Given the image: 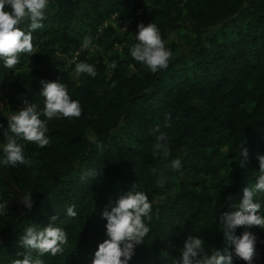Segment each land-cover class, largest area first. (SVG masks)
<instances>
[{
	"label": "trees",
	"instance_id": "obj_1",
	"mask_svg": "<svg viewBox=\"0 0 264 264\" xmlns=\"http://www.w3.org/2000/svg\"><path fill=\"white\" fill-rule=\"evenodd\" d=\"M49 8L48 23L33 32L35 68H23L24 54L14 70L0 62V92L13 83L12 100L20 105L0 114V126H7L10 111L22 108L24 99L42 108L40 82L56 81L60 72L61 83L83 111L79 118L50 120L47 146L20 141L26 163L0 165V201H8L7 214L0 217V264L22 259L17 253L24 252L19 244L24 229L43 228L53 215L68 242L63 253L44 254V264H91L96 241L105 235L101 213L135 189L148 195L153 211L147 221L150 232L129 264H171L179 218H188L194 225L188 235L202 238L206 249L230 251L218 217L239 202L244 187L255 183L257 156L264 155V0H50ZM112 15L120 22L121 17L128 20L131 39L110 25L95 38ZM138 23L160 29L172 52L166 69L152 73L131 58ZM86 35L100 48L92 59L97 72L106 78L104 62L116 65L102 93L72 82L59 59L71 57ZM116 44L124 50V61L114 50ZM156 125L166 134L173 155H185L180 169L158 161L152 133ZM241 147L247 149L246 158ZM212 161L226 165L218 175L217 198L187 191L185 167L202 162L214 175ZM90 168L100 171L82 179ZM153 168L166 178L163 188L156 187ZM152 176L155 180L148 184ZM175 187L179 193L170 196ZM25 192H32L31 209L20 201ZM258 198L264 199V193ZM71 205L75 218L66 215ZM250 231L257 243L264 235L258 226ZM233 264L246 262L234 257Z\"/></svg>",
	"mask_w": 264,
	"mask_h": 264
},
{
	"label": "clouds",
	"instance_id": "obj_2",
	"mask_svg": "<svg viewBox=\"0 0 264 264\" xmlns=\"http://www.w3.org/2000/svg\"><path fill=\"white\" fill-rule=\"evenodd\" d=\"M49 5L50 0H0V62L4 68L14 70L20 63L21 54L28 57L36 52L33 32L44 27ZM135 41L129 48V54L134 61L152 73L166 69L172 52L166 47L156 24L138 23ZM94 47V38L90 35L79 41L81 50ZM115 66V62L107 65L109 69ZM82 74L95 78V65L84 61L76 62L72 70L73 80H78ZM40 83L39 96L43 98V107L39 108L37 103L24 99L22 108L10 111L7 126H0V135L6 140L0 143V151L3 153L0 165L15 167L17 164L26 163L25 144L20 141L32 142L41 148L49 145L48 123L53 118H79L82 115L80 101L70 97L66 84L45 80ZM152 133L156 139V152L167 160L170 148L166 134L159 125L153 127ZM247 154V149L241 147L240 155L246 158ZM257 159L259 174L255 183L244 187L239 202L231 205V211H225L218 217L220 230L231 250L222 253L213 248L206 249L202 238L188 236L179 257L172 259L171 264H233L234 257L242 259L246 264H253L257 255V238L250 228L258 226L264 229V212L261 211L264 204L258 198V194L264 193V155H258ZM168 167L172 170L180 169L181 158H172ZM99 171L100 169L90 168L81 178L88 180L95 177ZM152 172L157 176L156 187L163 188L166 178L156 168H153ZM31 193L25 192L20 199L27 209L33 206ZM7 206L8 201H0V217L7 214ZM152 211V202L144 191L129 190L120 196L110 210L101 213L102 218L106 220V238L98 244L91 264H129L136 246L141 244L150 232L147 221L151 220ZM66 215L72 218L77 216L75 205L67 207ZM56 220L57 216L53 215L43 228L29 225L24 229V234L19 239L24 252L17 253V256L22 255L23 258L15 259L13 264H44L41 259L44 254L55 256L64 252L68 236L64 228L55 223ZM179 224L182 225L183 221ZM237 227L243 228L239 234L235 231Z\"/></svg>",
	"mask_w": 264,
	"mask_h": 264
},
{
	"label": "rangeland",
	"instance_id": "obj_3",
	"mask_svg": "<svg viewBox=\"0 0 264 264\" xmlns=\"http://www.w3.org/2000/svg\"><path fill=\"white\" fill-rule=\"evenodd\" d=\"M52 14L51 9H48L46 19L44 20V25L48 23V19L50 18ZM118 15V14H117ZM119 17V16H118ZM124 25H119L114 19H112V24L114 26V32L119 34V36H123L124 34H127V38L131 39L132 38V33H129L130 31L128 30V27L125 24H128V20L125 17L119 18ZM127 20V21H126ZM129 25V24H128ZM129 31V32H128ZM114 50L117 53V56L121 61L125 60L124 56V50L122 49V46L116 44L114 45ZM100 52V48L95 44V47L92 49L88 50H81L78 48L71 57H68L65 59V57H60L59 59L62 60L65 64V72L67 73L68 77L71 79L72 82L78 84V85H84L87 87L95 88L98 93H102L105 89V84L109 80V76L111 75V69L107 67V61L104 62V66L107 67L106 70V78L101 76L98 72L95 78H91L87 76L86 74H82L78 80H73L72 78V70L75 66L76 62L84 61L87 63L94 64L95 63L92 61L96 53ZM23 54H21L22 57ZM32 54L30 56H25L22 59L23 63V68L24 69H33L35 68L34 62L32 61ZM21 60V59H20ZM96 67V66H95ZM62 74L61 72L59 73V77L56 79V81L62 82L61 78ZM100 82H104L103 84H100ZM114 83V81H113ZM96 86H100V88H96ZM111 86H114L112 84ZM14 97V90H13V83H10L9 85H6L4 88H2L0 92V114H6L5 110L13 106L15 108H18L20 105L14 102L12 98ZM16 98V97H15ZM18 102L19 99H17ZM179 156L181 158V163H183V160L185 158L184 154H178V155H173L172 151H170V156L168 157L167 160H165L162 156L158 158L159 160H162L163 162L166 161L168 163L172 158ZM162 158V159H161ZM165 160V161H164ZM212 167L215 168V171L217 172L216 174H212L209 171L204 168L202 162H197L193 163V166L195 168H187L185 167L184 172L186 174V177L184 179V187L187 191L190 192H195V193H202V194H209L213 198H217V191H218V185L220 184L219 182V177L218 175L224 171L226 168V165L222 162H217V161H212L210 163ZM192 166V167H193ZM155 180V176L151 177L148 179V184L152 183ZM179 189L176 187L171 190L169 193L170 196H175L178 194ZM162 199H167V197H162ZM261 203L264 204V199L259 198ZM262 212H264V208L261 209ZM181 221H183V224H179ZM202 224V223H201ZM194 230V225L189 223L188 218H179L177 221V225L174 228L173 231V236L174 240H176L174 247H172V251L174 252L175 257L178 258L181 249L183 248V244L185 240L187 239L188 233L193 232ZM106 238V235H104L100 240L96 241V244L98 245L100 242H102ZM258 252L254 260V264H264V235H261L258 240Z\"/></svg>",
	"mask_w": 264,
	"mask_h": 264
},
{
	"label": "built area",
	"instance_id": "obj_4",
	"mask_svg": "<svg viewBox=\"0 0 264 264\" xmlns=\"http://www.w3.org/2000/svg\"><path fill=\"white\" fill-rule=\"evenodd\" d=\"M112 19H114L119 25H124L123 22H120V21L118 20V18H117L116 15H112V16L110 17V20H109L108 22H105V23L103 24V26L100 28L98 34L95 36L96 39L100 37V33H101L100 31H101V29H103V28H107L109 25H110L113 29H115L114 26H113V24H112V21H111ZM125 25L128 27V24H125Z\"/></svg>",
	"mask_w": 264,
	"mask_h": 264
}]
</instances>
